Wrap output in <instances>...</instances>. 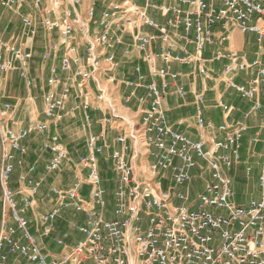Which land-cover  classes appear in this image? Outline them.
I'll list each match as a JSON object with an SVG mask.
<instances>
[{
    "label": "built area",
    "instance_id": "obj_1",
    "mask_svg": "<svg viewBox=\"0 0 264 264\" xmlns=\"http://www.w3.org/2000/svg\"><path fill=\"white\" fill-rule=\"evenodd\" d=\"M45 2L51 4L53 13L61 10L65 3L69 6L59 18H47L42 22L47 32L59 34L65 48L60 68L52 67L47 80L48 86L53 88L44 97V113L48 120L57 118L58 111L64 108L70 95L67 86L60 93L54 89L61 85L58 71L70 72L73 65L78 66L75 76L80 79L78 86L80 96L84 98V107H89L83 93L85 83L89 81L97 84L99 100H106L98 75L101 71L106 74L114 71L116 58L113 52L124 44L122 35L113 31L115 21L119 22L123 31L145 26L160 33L163 46L158 52L147 51L154 38L144 33L134 36V47L145 52L144 61L149 65L150 74L164 81L161 85L150 82L144 86L147 94L140 98V102L149 103V106L142 115L141 125L139 128L132 125L128 134L117 138L122 150L114 151L111 156L118 174L112 218L102 213L108 206L98 160L106 148L102 142L104 134L89 136L88 153L80 159V164L88 169L86 183L90 187L89 201L83 200L84 183L80 179L68 190H50L49 196H56L58 201L51 211L40 218L44 235L55 231L54 222L63 210L73 209L86 214V223L75 226V230L83 235L82 239L69 252L53 258L42 251L29 230L30 222L25 216L33 206L32 196L39 192L42 183L30 178L28 173L20 175V182L27 184L31 193L22 200L21 207L16 193L8 187L15 171V153L25 155L28 149L23 142L33 131L47 133L49 125L43 122L18 131L6 128L0 172L4 202L0 264H11L9 256L22 259H16L14 264H264V165L258 176L263 196L260 200L251 199L247 205L235 202L233 179L229 175L234 166L241 162L240 142L249 127L239 125L232 128L223 124L218 130L226 137L222 140L212 139L210 147H207L206 142H193L175 132L163 108L170 85L166 79L176 82L179 78V74L170 68L171 64L190 65L196 60L206 62L202 58L205 48L226 43L233 28H238L243 34L256 35L257 42L264 44V0H177L172 5L149 3L148 8L172 16L166 25L149 17L146 9L132 3V0H123L111 4L110 9L102 13L98 24L101 30L97 35L92 34L89 22L82 18L79 11L81 0H35V5L40 6ZM26 3L27 0L1 2L5 8ZM94 13V9L89 10L90 19ZM22 24L28 38L33 40L38 35L34 20L25 16ZM218 25L224 32L217 40L214 29ZM181 28L184 29V35L177 38L186 42H190V32L194 30L195 56L187 51L183 55L174 54L176 43L171 31L176 32ZM78 32L85 40L84 55L80 54L76 44ZM124 54L130 56L131 50L126 49ZM32 58L30 50L5 42L0 37V74H8L17 69L20 77L31 87L33 81L28 71ZM51 58V53L44 55L45 60ZM225 59L228 63L224 66V74L249 75L247 85L238 84L232 78L227 81L228 87L242 98L254 101L246 118L262 111L264 106L260 98L264 96V61L256 58L250 63L245 62L230 51H219L214 57L217 62ZM84 60L85 67H82ZM159 62L164 67H160ZM135 71L139 74V82H125L128 88L136 89L144 84L145 77L141 68L137 66ZM198 72L203 76L208 74L204 66H200ZM178 93L185 94L183 86L178 88ZM134 96L133 90L131 97ZM198 98L202 100L203 96ZM219 106L227 115L232 112V108L222 102ZM10 108V104L0 107V123L8 116ZM86 119L89 122L90 117ZM198 121L201 127L205 125L201 116ZM87 127H91V124ZM261 140L264 142V118L260 124V136H254L252 143L258 144ZM140 145L148 150L147 157L151 160L146 167L139 166L142 170L138 168L143 155L139 150ZM43 148L52 154L46 168L49 173L60 171L70 159L58 135H52L44 142ZM196 158L207 163L210 178L203 191L191 201L184 187L192 182L191 171L197 167ZM177 159L180 160L179 165L175 162ZM35 170L36 167L32 166L29 172ZM166 172H171V180L167 189H164L162 181L167 182L164 177ZM251 173L252 168L248 167L247 176ZM66 238L67 235L59 239L58 245L64 247Z\"/></svg>",
    "mask_w": 264,
    "mask_h": 264
},
{
    "label": "crops",
    "instance_id": "obj_2",
    "mask_svg": "<svg viewBox=\"0 0 264 264\" xmlns=\"http://www.w3.org/2000/svg\"><path fill=\"white\" fill-rule=\"evenodd\" d=\"M122 1L123 0H81L79 11L83 20L89 22L93 35H97L101 30L98 24L102 17V13L109 10L111 4ZM176 1L177 0H132V3L140 8L146 9L147 15L159 24L166 25L172 16L162 15L156 10L148 8V4L172 5L176 3ZM1 2L2 0H0V37L5 42L15 43L17 47L30 50L33 53L28 71L33 84L29 87L27 82L20 77L17 69L8 74H0V107H3L5 104H10L11 106L8 116L0 123V172L2 167V142L6 128L9 127L18 131L21 128H28L32 127L34 124L36 126L46 122L49 125L48 132L42 134L33 131L23 142V145L28 149L27 153L25 155L15 153V171L10 178L8 187L16 193L19 207H21L23 205L22 200L31 193L27 184L20 182V175L28 173L30 178L42 183L39 192L32 196L33 206L25 216L30 222L29 230L37 239L42 251L49 255L50 258H53L69 252L72 246H74L78 240L82 239L83 235L75 230V226L84 225L86 223V214L83 212L78 213L73 209L63 210L54 222L55 231L50 235H44L40 218L51 211L57 204L58 199L56 196H49L50 190L52 188L66 190L70 188L77 179H80L84 183L82 190L83 200L86 202L89 201L90 187L86 183L88 169L80 164V159L88 153L87 140L90 135H105L102 142L106 145V148L103 154L98 156L102 185L106 190V199L108 201L107 210L104 212L102 211V213L107 218L113 217L114 191L118 180V174L114 168L111 156L114 151L122 150V145L117 142V138L120 135L128 134L132 125H137L138 128L141 125L142 115L149 106V103L145 104L140 102V98L147 94L144 86L150 82H156L158 85H161L164 81L150 74L149 65L144 61L145 52L138 51L134 47V36L137 33H144L154 38L147 48L148 52H158L163 44L160 40V33L155 29L142 26L137 27L135 30L123 31L119 22L115 21L113 31L116 34L122 35L124 44L113 52L116 58V68L114 71L111 74H106L101 71L98 75L100 88L104 90L106 100H99L98 97L100 92L98 91L97 84L94 81H89L85 83L83 89V93L85 94L84 97L87 98L89 107H84V98L80 96V89L78 86L80 79L75 76V69L78 66L73 65L70 72L58 71L61 85L54 89L60 93L63 87L67 86L70 89V95L64 108L58 111L57 118L48 120L44 113V97L51 89L53 90V88L48 86L47 80L50 77V70L52 67L60 68L61 58L65 53V48L62 46L59 34L56 32H47L42 26V22L47 18H59L65 10L69 9V6L65 3L61 10L53 13L51 12L52 8L49 2L36 6L35 0H27L26 4H18L11 8L3 7ZM90 9H94L95 11L91 19L89 17ZM25 16L31 17L37 25L38 35L33 40L28 38L27 32H25L23 28L22 19ZM214 31L217 40L224 32L219 25ZM171 35L176 43L174 54L183 55L184 52L187 51L195 56L196 46L194 42V30L190 32V42L177 38L178 36L184 35L183 28L176 32L171 31ZM76 44L79 47L80 54L84 55L85 40L79 32L76 35ZM126 49L131 50L130 56H125L124 51ZM42 51H45L44 55L46 53H51L52 58L50 60H45L44 55L41 57L40 53ZM219 51L233 52L239 55L245 62L249 63L256 58H260L264 61V44H259L257 42V36L248 33L243 34L238 28H233L229 40L226 43H217L216 45H210L205 48L202 58L206 62H198L196 60L190 65H170L172 71L179 74V78L176 82L171 81L169 78L166 79L170 85L163 101V108L169 125L175 132L184 135L193 142H206L207 147H210V141L212 139L222 140L226 137L225 134L218 130V127L223 124H227L232 128H236L239 125H246L249 127V130L244 134L240 142L241 162L235 165L232 171L229 172V175L233 179L235 202L241 205H247L248 202L253 199L252 197H248L250 195V188L248 185L252 178V174L255 170H258L257 174L259 175L264 165V142L261 140L258 144L252 143V138L254 136H260V124L264 118V109L246 118V114L250 112L254 101L242 98L235 90L228 87L227 81L229 78H232L238 84L247 85L249 75L237 74L235 76H227L224 74V66L228 63V60L225 59L220 62L214 61V57ZM158 65L164 67L162 62H159ZM103 66H105L104 62ZM137 66L141 68V73L145 77L144 84L142 87L136 89L128 88L125 82H139V74L135 71ZM200 66H204L207 69L208 74L206 76L199 74L198 68ZM82 67H85V60L82 63ZM111 79H113V81ZM40 80H42V82ZM180 86L184 87V95L178 93V88ZM42 87L43 89L45 88V93L41 99L42 109L41 112L37 110L36 112L35 108L37 107L33 110L34 105H32L34 101L33 96L39 99ZM133 90L135 91V96L131 97ZM13 92L15 96H12ZM262 93H264V87L262 88ZM17 95L23 96L22 99H18ZM200 95L203 96L202 100L198 98ZM260 100L264 106V96L261 97ZM220 102L232 108V112L229 115L219 106ZM36 105L37 103H35V106ZM40 113L42 114L41 120L39 118L41 116ZM87 116L90 117L89 122L86 119ZM200 116L205 122L203 127L199 125L198 119ZM89 123L91 127H87ZM52 124L58 125L60 132L66 125H80L78 132L80 136L79 139H76V141L79 140V143L77 142L75 146L82 145L83 151L79 157L77 156L78 158L76 160L73 159L75 156V148L72 140H68L63 132L62 137L56 133H51ZM209 124L212 125L211 128L208 127ZM47 134V140L52 135H58L61 143L69 152L70 159L62 168L65 169L69 167V169L67 168L68 170L62 171L63 173L61 172L62 169L54 173H49L47 171V165L52 157L50 151L45 149L47 158L45 163L44 157H35L30 154L35 153L36 148L43 147L44 142L47 140L38 142V137ZM129 144L132 147L131 141H129ZM139 150L143 154L139 166L146 167L150 160H148L147 157L148 150L142 145H140ZM196 161L197 167L191 171V175L193 176L192 182L184 187V190L189 192L191 198L192 195L198 197L210 178V170L208 169L207 163L197 158ZM175 162L178 165L180 164V160L178 159ZM75 163L77 165H75ZM32 166H35L36 170L30 173L29 169ZM139 166L138 168H140ZM248 167L252 168L250 176L246 174V169ZM139 170H142V168ZM41 172L47 176L44 178ZM59 173H62L58 177L60 182L53 185L51 181L55 182L56 179L53 178V175L55 176V174ZM164 177L167 178L168 187L171 180V172L164 173ZM3 211V189L0 182V232ZM66 235V245L64 247L59 246L57 241L66 237ZM5 251L7 250L5 249ZM16 259L19 258H16V256H9V263L14 264ZM19 260L22 261L21 258ZM84 264H89V262H85Z\"/></svg>",
    "mask_w": 264,
    "mask_h": 264
},
{
    "label": "rangeland",
    "instance_id": "obj_3",
    "mask_svg": "<svg viewBox=\"0 0 264 264\" xmlns=\"http://www.w3.org/2000/svg\"><path fill=\"white\" fill-rule=\"evenodd\" d=\"M46 50V49H45ZM44 52L45 51H42L40 54H41V57H43V55H44ZM40 71H42V70H40ZM41 82H42V80H40ZM43 86V85H42ZM44 93H45V88L43 89V87H42V91L40 92V95H39V99H37V98H35L34 96H33V99H34V101H33V104L32 105H34V107H33V110H34V108L35 107H37V108H35V111L37 110V111H39V112H41V109H42V106H41V99L43 98V95H44ZM12 96H15V93L13 92L12 93ZM23 97V96H22ZM22 97H21V95H17V98L18 99H22ZM37 100H39V101H37ZM35 103H37V105L35 106ZM21 106V105H20ZM36 111V112H37ZM40 120H41V117H42V114L40 113ZM38 118V119H39ZM31 125V124H30ZM29 125V126H30ZM33 126H35V124L33 125ZM79 127H80V125L78 124H76V125H73V126H71V124L70 125H66L65 127H63V129L61 130V132H60V129H59V126L58 125H55V124H52V126H51V133H56V134H58L59 136H61L62 137V135L64 134V136L66 137V138H68V140H72V142H73V145H74V148H75V156L73 157V159L74 160H76L82 153V151H83V147H82V145H77V146H75L76 145V143L78 142L79 143V140L78 141H76V139L78 138L79 139ZM62 132H63V134H62ZM47 136H48V134L47 135H44V136H39L38 138H39V141L38 142H41V141H44V140H47L46 138H47ZM63 136V137H64ZM75 140V141H74ZM36 152L35 153H30L31 154V156L33 155V156H35V157H38V156H42V157H44V163H45V160H47V158H46V153H45V149L42 147H38V148H36V150H35ZM78 156V157H77ZM35 164H37V163H35ZM24 165V164H23ZM75 165H77L76 163H75ZM140 165V162L138 163V166ZM24 167H25V165H24ZM68 169H69V167H67ZM67 168H65V169H62L61 170V172L63 171L64 172V170H68ZM257 171L258 170H255L254 172H253V174H252V178H251V180H250V182H249V185H248V187L250 188L249 190H250V192H249V194L251 195H249L248 197H252L253 199H255V200H260L261 198H262V196H263V193H262V191H261V189H260V187H259V183H258V174H257ZM62 172V173H63ZM62 173H59V174H55V176L53 175V178H56L55 179V182L54 181H51L52 183H53V185H55L56 183H58V182H60V180H59V176H60V174H62ZM41 174H42V176L45 178L47 175L46 174H44L43 172H41ZM60 179H61V177H60ZM54 180V179H53ZM167 184H168V182H166L165 180H163L162 181V185H163V188L164 189H167ZM189 187V186H188ZM247 187V188H248ZM190 188V187H189ZM69 189V188H68ZM68 189H66V190H68ZM195 193V192H194ZM194 193H192V194H194ZM197 198V196L195 195V196H193L192 195V198H191V201L192 200H195Z\"/></svg>",
    "mask_w": 264,
    "mask_h": 264
}]
</instances>
